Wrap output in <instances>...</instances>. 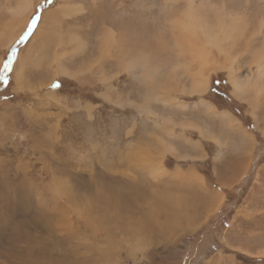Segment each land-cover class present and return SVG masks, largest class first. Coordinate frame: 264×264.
I'll return each mask as SVG.
<instances>
[{"label":"rangeland","instance_id":"rangeland-1","mask_svg":"<svg viewBox=\"0 0 264 264\" xmlns=\"http://www.w3.org/2000/svg\"><path fill=\"white\" fill-rule=\"evenodd\" d=\"M44 1L13 16L18 0H0V67L17 48L0 82V264H264V95L228 80L256 77L264 0ZM198 25L223 30L217 48ZM143 55L149 83L123 70ZM196 143L206 159L188 155ZM178 159L222 197L192 231L202 201L174 188ZM217 159L240 160L234 180Z\"/></svg>","mask_w":264,"mask_h":264},{"label":"bare ground","instance_id":"bare-ground-1","mask_svg":"<svg viewBox=\"0 0 264 264\" xmlns=\"http://www.w3.org/2000/svg\"><path fill=\"white\" fill-rule=\"evenodd\" d=\"M31 3H32L31 0H29L28 2L26 0H18V3L16 4V7L11 10V13L13 14V16H15V15H19V14H21L23 12H27L28 10L30 11ZM188 16H189L188 19H194V15L193 14H190ZM198 21L199 20L196 19V22H198ZM198 28L200 30V34L205 37L206 42H207V45H208L207 46L208 48H211V47L217 48L218 45H220L219 36L218 35H219V33H221V31H223L222 29L221 30L219 29L220 30L219 33L218 32L212 33L209 30L206 31L207 28L205 26L198 25ZM225 37L226 36L224 35V38ZM219 49L222 50L221 47ZM203 50H204V48H203ZM120 53L122 55H124L125 52H122L121 51ZM260 54L261 53H259L258 55H256V57H254L253 61L251 62L255 66V74H254V72H253V74L256 75V77L250 79V82H249V80H247L245 82H241L239 79L234 78L232 75H230V74L228 75L229 84H230V86L232 88V93L233 94L238 95V96H240V95L242 96L244 94V92H246V90L247 91L249 90L255 97L259 96L260 94L264 95V58L262 59V57L260 56ZM62 57H63V55H62ZM63 58H65V56ZM129 59H130V57H129ZM149 61H148V57H146L145 55H143L141 58H139V56L133 57V58H131L130 60H128L123 65V70H126L125 72L129 73V72L133 71L134 69H138V70L139 69L140 70L143 69L144 70V73L142 75L143 81L146 82V83L152 82L153 79H154L153 77H155V74L157 73V71H156L157 68L156 67L153 68L154 66H151L150 65L151 62L149 63ZM59 62H60L59 60L56 61L58 72L61 73V74H63V75H67L68 76V73L65 72L60 67ZM132 66H135V67H132ZM22 73H23V71L22 72H18V74H17L18 76L16 77V79L18 80V83H17L18 85L21 83V80L23 79V74ZM205 84H206V81L205 80H203V82H201V83L198 80L195 81V83H194V85L192 87L193 88L192 89V93L193 92H198V91L201 92V90L204 88ZM153 94H154V98H156L157 101H159L160 103H162V104H166L167 103L166 102V98L164 96H162L163 93L161 92V90L156 89L153 92ZM241 98L242 97H240L239 99H241ZM205 104H206V109L210 113H214V114H218L220 116L226 117L227 118V122L231 126H233V127L238 126L237 124L235 125L234 122H236V119L234 117H232V115H230V113L224 112V111L223 112L216 111L214 109V107L211 105V103L205 102ZM148 113H151L152 114V112L150 110H148ZM214 141L217 144L219 143L216 138H214ZM163 146H165L164 148L167 151L172 150V148L170 146H168V147L166 145H163Z\"/></svg>","mask_w":264,"mask_h":264},{"label":"crops","instance_id":"crops-1","mask_svg":"<svg viewBox=\"0 0 264 264\" xmlns=\"http://www.w3.org/2000/svg\"><path fill=\"white\" fill-rule=\"evenodd\" d=\"M229 137H231L230 139L232 140V143L234 145L236 144V147H237V145H238L237 141L238 140L236 138L234 139L233 136H229ZM178 140H180V137H178ZM202 143L206 144V142H202ZM202 143H201V141H199V145L201 146V148H202ZM199 145L196 143L192 147V149L190 150L191 152L188 155H190L191 157H195L196 155L199 154L200 156H198V157L201 158V156H203L204 158L202 160H204L207 158V156L200 154V152H202V151H201ZM178 148L180 150V145ZM203 152H205V151H203ZM179 154H180V152H179ZM218 156H219V158H221V157L226 158V157H223V156H226V152L220 151V154L218 153ZM178 160H179V162H176L175 163L176 165L172 164L173 166L178 167V168L176 167L177 170L175 173L180 172V180L174 181L176 183V186H174V188L177 191H179L180 194L184 193L187 200H191L193 198H196L197 201L198 200L202 201V202H199V207L197 208V211L195 210L196 220L193 221L189 218L190 225L188 228H186V230L192 231V230H195L199 227L198 222H200L201 219H205L207 217V215H209L210 213H212V211H214L216 209V205L219 203V201H220V199H222V197H221V194L219 192V189L209 185L205 181V179H203L202 175H200L201 176V178H200V176L195 175L197 173L194 172L192 169H191V172H189L190 174H184L183 171H185V170H183V169H185V168H183L182 165H180V159H178ZM202 160L200 159V161H202ZM239 162H240V160H238V161L236 160L235 162H233L231 160L226 161V159L223 161H218V159L216 161H213V163H215V165L217 166L216 170L222 169V168H223L222 170H226V172H227L226 179L228 180V182L234 180L237 177L236 175L233 174V173L237 172V171L233 170V168H237L238 166H241V164H238ZM238 168L240 169V167H238ZM186 180H188V181L186 182ZM196 180H197V182H196ZM227 180L223 179L222 181L224 183H227ZM222 187H224V186H222ZM177 219H179V218H177ZM179 229H180V224L178 225V231H179Z\"/></svg>","mask_w":264,"mask_h":264},{"label":"snow or ice","instance_id":"snow-or-ice-1","mask_svg":"<svg viewBox=\"0 0 264 264\" xmlns=\"http://www.w3.org/2000/svg\"><path fill=\"white\" fill-rule=\"evenodd\" d=\"M48 4H51L53 0H46ZM41 19V15H33V17L30 19V22L26 28V30L23 32V34L18 38L17 41H15V44H21L25 43L31 35L34 34L33 30L36 28L38 21ZM17 57V48L15 46L11 47L9 50V54L6 57L5 62L3 63L2 67H0V82H3L5 84L8 83V75L7 73H10L12 71V66L14 63V60ZM135 67V66H132ZM131 70V69H130ZM219 80H214L213 84H219ZM53 89H58L61 87V84L59 81L54 82L50 85ZM210 91H215L214 88L209 86Z\"/></svg>","mask_w":264,"mask_h":264},{"label":"trees","instance_id":"trees-1","mask_svg":"<svg viewBox=\"0 0 264 264\" xmlns=\"http://www.w3.org/2000/svg\"><path fill=\"white\" fill-rule=\"evenodd\" d=\"M46 2V0L44 1V3ZM47 3V2H46ZM48 4V3H47Z\"/></svg>","mask_w":264,"mask_h":264}]
</instances>
